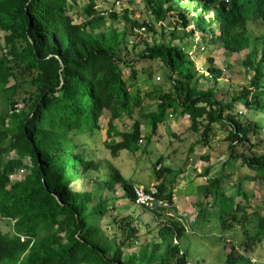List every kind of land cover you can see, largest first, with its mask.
Masks as SVG:
<instances>
[{
    "label": "trees",
    "instance_id": "1",
    "mask_svg": "<svg viewBox=\"0 0 264 264\" xmlns=\"http://www.w3.org/2000/svg\"><path fill=\"white\" fill-rule=\"evenodd\" d=\"M143 1L156 22L182 17L185 28L193 24L188 34L210 33L229 56L250 48L243 59L246 68L253 71L249 86L228 103L218 99L213 89H200L201 76L196 75L195 63L173 44L175 29L166 42L148 44L136 59L122 60L117 50L128 42L127 28L119 31L114 27L119 15L113 11L108 13V25L105 15L96 10L95 0L85 6V22L80 24L75 23L71 13L76 0H0V32L5 33L8 47L6 54H0V217L13 221V235L0 231V264H188L189 253L180 246L187 227L178 219L173 191L162 176L158 177V172V197L167 200L170 208L145 210L169 219L159 229V242L142 246L128 259L124 258V250L138 243V227L125 221L121 224L124 235L118 240L107 236L99 221L110 208H115L114 203L110 206L112 199H120L115 196L117 186L136 205L134 183L111 165L102 182L111 197L100 196L96 202L92 191L77 186L96 163L78 150L75 137L98 131L105 111L110 113L108 136L121 137L116 143L106 141L108 149L113 154L139 150L140 122L135 121L130 131L119 132L116 127L117 120L132 114L130 83L121 64L130 67L133 79L143 60H160L167 69L169 87H161L158 109L147 115L152 134L169 111L173 115L189 114L190 129L203 127L200 143L206 148L212 146L208 143L212 125H229L230 142L226 149L230 156L222 168L228 161H241L255 171L254 180L264 183V153L235 155L240 144L251 142V131L263 129L264 124L255 122L254 127L245 128L234 115L229 114L227 119L225 116L242 99L248 110L264 114V33L254 36L249 28L252 23L264 24V0H230L217 9L213 18L208 13L217 0H187L189 6L180 9L176 5L183 0ZM129 10L121 15L127 24L137 30L156 32L150 21L132 20ZM214 24L219 32L212 29ZM209 61L213 59L209 57ZM208 70L214 80L223 75L216 66ZM22 82L35 90L22 100L23 108L19 110L14 106L19 104L17 95ZM194 147L189 148V153L194 152ZM21 170L26 171L25 176L14 178ZM209 171L207 168L205 174ZM180 172L182 169L177 171ZM223 181L220 177H207V184L200 186L203 198L217 196L221 202L225 194ZM236 190L244 200L253 196L241 183ZM225 199L232 203L230 211L225 208ZM225 199L218 203L214 198L207 205L203 202L199 215L214 216L225 232L232 230L231 221L243 220L245 226L252 214L246 215V208L235 196L226 195ZM209 209L212 212L208 214ZM239 211H243L240 218ZM253 215L257 216V224L254 235L242 241L245 253L231 251L226 257L228 264H246L247 253L264 241V214Z\"/></svg>",
    "mask_w": 264,
    "mask_h": 264
},
{
    "label": "rangeland",
    "instance_id": "2",
    "mask_svg": "<svg viewBox=\"0 0 264 264\" xmlns=\"http://www.w3.org/2000/svg\"><path fill=\"white\" fill-rule=\"evenodd\" d=\"M95 1L97 4L96 10L100 11V14L105 15L108 25L110 23L108 13L113 11L119 15V18L114 23V27L119 31L125 27L127 28L129 33L127 36L128 42L122 44L117 50V55L122 60L130 61L136 59L137 53L140 50H144L148 44L166 42L170 39V31L175 29L177 37L174 40V44L182 49L186 59L195 60L197 71L207 66H216L223 71V75L219 78L217 84L213 78L208 81L201 79L198 85L199 88L207 89L214 87L219 99L224 103H228L233 97L241 96L243 89L249 86V80L253 72L246 69L247 66L243 64V57L249 53L250 48H245L244 51L229 56L226 50L211 41L208 33L206 37L204 35H196L198 33L190 36L187 32L192 28V25L185 29L182 17H168L163 23L156 22L153 15L145 8L143 0H121L119 4L117 3L118 0ZM88 3L89 0H76L74 9L71 12L75 23L80 24L85 22L82 13ZM187 3V0H183L176 7L180 9L186 5L187 8L189 6ZM217 4L219 5V3ZM126 9H130L129 16L132 20H139L140 22L146 20L153 23L156 27V32H149L144 29L142 30V34H140L137 29L132 28V25L127 24L121 16ZM214 11L215 9L212 8L211 12ZM249 28L254 36H260V34L264 33V24L258 22L252 23ZM258 47H260L259 44ZM7 51L5 33L0 32V54H6ZM200 53H202V58L198 57ZM207 55L213 58L212 63L208 62ZM187 66L190 68L189 64ZM136 69L137 77L133 79L130 67L121 64V70L130 83L132 114L117 120L116 127L119 132L130 131L136 124L135 121L140 122V140L142 144L139 143V150L136 152L122 150L117 154H113L108 149L107 145H105L106 141L116 143L121 140V137L115 134L108 136L107 129L110 113L105 111L100 118V129L98 131L96 130L94 133L84 132L75 137L77 143L80 145L78 150L82 151L90 160L96 163L90 169L88 177L78 181L77 186L78 188L92 191L94 201L97 202L100 196H112L109 191L104 190L102 184L103 179L111 171V165L118 169L127 180L144 186H150L154 182H159L158 177L161 178V176L162 180H166L165 182L171 181V179L177 181V184L170 182L169 189L181 185L182 183L179 180H184L187 171L198 172L196 179L199 183L204 182L203 184H207L204 171L210 166L211 174L208 175L209 178H222L224 180L221 186L222 191L226 195L235 196L246 208V215H252L250 216V220L247 217L245 226H243V220L241 222L231 221L232 230L218 235L221 232L220 221L214 216L207 215L204 218L201 217L199 214L200 212L202 214L203 210L201 209L202 211H200V208H203L201 205L203 202L206 205L207 203L214 202V198H217V202L221 203L226 198V195L224 194L221 202H219L220 199L217 196H209L204 199L200 186L197 190L198 194H194V196H190L188 190H185L184 193L182 192L183 190L178 191L177 194L180 199L181 197H188V199L178 202L180 206L177 205V208L181 210L180 214L187 219L189 227L188 230L186 229V235L181 239L180 245L183 250L188 251L189 263L228 264L226 257L229 252L239 249L240 253H245L242 248V241L247 236H253L255 233L257 216L253 215V213L260 212L262 215L264 214V183L259 179L254 180L255 171H252L241 161L236 163L228 161L229 164L225 168H222V162H225L228 156H230L229 151L226 149L230 142L229 126L221 127L219 124H213L211 130H209L208 139V143L212 146L207 148L202 147L204 144L200 143L202 141L201 134L203 127L200 130L190 129L189 115L181 116L174 114L172 117L168 115L166 120L162 124L160 123L156 133L152 134L147 115L157 111L159 94L162 89L167 90L169 87L168 80L165 77L167 69L160 60H143L138 63ZM34 90V86L22 82L17 95L19 104L14 107L22 110L24 104L22 100L29 97ZM240 111L245 114H240ZM235 112L240 117L243 115L241 117L243 119L249 118V120H244L246 124L256 118H260L264 122L262 113L256 112V110L248 111L245 109L243 99L236 104ZM206 122L204 121V123ZM187 124L189 128L186 127ZM250 136L251 142L245 141L243 144H240L235 149V155L243 156V154L264 153V128L251 133ZM192 145L195 146L194 152L189 153V148ZM217 159H221L222 161H216ZM207 160L209 164L206 165L204 163ZM179 169L183 171L178 174L177 171ZM199 170L202 171L199 172ZM25 174L26 171L21 170L14 178H23ZM240 183L246 192L253 196L245 200L240 197L236 190V185ZM116 190L117 194L115 196H119L118 198L120 199H112L113 201L110 203V206L114 203L115 208H110L109 212L100 218L99 223L107 236L110 238L115 237L118 240H121L124 235L121 224L123 225L125 221L133 222V226L138 227V243L133 248L125 247L124 250V258L128 259L133 251H138L142 246H149L151 242H159V229L163 222L169 218L164 214L157 215L156 217L151 212L144 210L143 207L130 202V199L124 194L125 191L120 186H117ZM223 202L225 203V208L230 211L232 209L230 200L225 199ZM189 206H193L192 212H188L192 208ZM198 210L200 211L199 213ZM217 210L219 209L216 208L215 211ZM210 212H212L211 209L207 211L208 214ZM242 213L243 211L237 212V216L240 218ZM199 226L202 227V230ZM0 231L4 234L13 235V221L0 217ZM220 236L227 243L222 241ZM250 252L247 254H255L254 257L257 256V258L263 261L264 241L256 245L254 250ZM250 264H256V262L253 261Z\"/></svg>",
    "mask_w": 264,
    "mask_h": 264
},
{
    "label": "clouds",
    "instance_id": "3",
    "mask_svg": "<svg viewBox=\"0 0 264 264\" xmlns=\"http://www.w3.org/2000/svg\"><path fill=\"white\" fill-rule=\"evenodd\" d=\"M117 2H120V1H117ZM230 2V0H217V1H215L212 5H211V8H210V12L208 13V15H209V17H211V18H213V15H214V12H216L217 11V9L222 5V4H228ZM217 3H219V5L217 4ZM188 4V3H187ZM212 8H214L215 9V11L214 12H211V9ZM189 11H191L190 9H189ZM192 26H193V24H191ZM191 25H189V26H191ZM185 28V27H184ZM187 28V27H186ZM185 28V29H186ZM145 28H141V29H139V30H137L140 34H142V30H144ZM214 31H216V32H219L218 31V29H217V24H214L213 25V28H212ZM196 33H198V34H196ZM196 33H194L193 35H200V36H202V35H204L205 37H206V35H207V33H204V32H196ZM209 34V38L211 39V41H213L215 44H218V43H216V40L215 39H212V36H211V34L210 33H208ZM190 36H192V34H189ZM174 42V41H173ZM174 44V43H173ZM175 45V44H174ZM219 45V44H218ZM177 46V45H176ZM220 46V45H219ZM221 47V46H220ZM221 48H223V47H221ZM181 49V48H180ZM203 49H204V47H203ZM224 49V48H223ZM182 50V49H181ZM224 50H226V49H224ZM244 51V50H243ZM226 52L228 53V51L226 50ZM201 54L202 53H200L199 54V56L198 57H201ZM234 54V53H233ZM210 55H212V54H210ZM210 55H207L206 56V58H207V60H208V62H210L209 61V57H211ZM187 57H188V54H187ZM202 58V57H201ZM212 58V57H211ZM213 59V58H212ZM243 59H244V57H243ZM190 60V59H189ZM194 63H196L195 62V60H192ZM210 63H212V62H210ZM195 67H196V65H195ZM210 66H207L206 68H201V70L199 69L198 71L196 70V68H195V70H193V72L195 71L196 72V75L198 76L199 74H200V76H201V78H200V80L201 79H205V81H208V80H210L211 78H213L212 76H211V74H210V72H209V70H208V68H209ZM246 69H248V68H246ZM248 70H250V71H252V69H248ZM203 71V72H202ZM222 71V70H221ZM253 72V71H252ZM222 73H223V71H222ZM253 75V74H252ZM252 77V76H251ZM250 77V78H251ZM200 80H199V82H200ZM214 80V79H213ZM215 81V83L217 84L218 83V81H219V78L217 79V80H214ZM199 82H198V85H199ZM249 82H250V80H249ZM200 89H202V88H200ZM207 89H213L214 91H215V93L217 94V92H216V90H215V88L214 87H209V88H207ZM204 90H206V89H204ZM244 90V89H243ZM243 92V91H242ZM264 93V92H263ZM240 96V95H239ZM217 97H218V94H217ZM218 99H219V97H218ZM233 99V98H232ZM238 102H236V104H237ZM236 107V106H235ZM244 107H245V109L246 110H248L247 108H246V106H245V104H244ZM248 111H251V110H248ZM255 111V110H254ZM257 112V111H256ZM247 113V112H246ZM229 114H232V115H234V117L238 120V121H240L244 126H245V128H252V127H254L253 125L255 124V122H261V123H263L264 124V122H263V120L262 119H260V118H256V119H254L253 121H251V122H249L248 124H246L245 122H244V120H249V118H247V119H243V118H241L244 114H243V112L242 111H240V114H243L241 117H240V115L239 114H236V112H235V108H233L231 111L230 110H227L226 112H225V116H226V119H227V117L229 116ZM249 114V113H248ZM168 115H170L171 117L173 116V112H170ZM167 115V116H168ZM185 115H189V114H185ZM250 115H252V113H250ZM189 117H190V115H189ZM262 117H263V119H264V114H262ZM251 118H252V116H251ZM166 120V119H165ZM189 121H190V124H191V120H190V118H189ZM219 126H221V127H224V126H222L221 124H219ZM229 125H226V127H228ZM230 129H231V127L229 126V131H230ZM251 133H254V131H251ZM250 133V134H251ZM250 134H249V136H250ZM251 137V136H250ZM247 142V141H246ZM248 143H250V142H248ZM140 144H142V141H140ZM207 178V177H206ZM158 181H157V183L156 182H154V183H152L151 185H155L156 186V188H157V185H158ZM134 184H137V183H134ZM133 184V185H134ZM139 185H141V184H139ZM150 185V186H151ZM142 186H144V185H142ZM150 186H144V187H150ZM157 191H158V189H157ZM139 206V205H138ZM142 207V206H141ZM143 209L145 210V207H143ZM169 209V208H168ZM178 219H179V221L182 223V222H184V223H182L184 226H186L187 227V230L189 229V227H188V222H187V219L185 218V217H182L181 215H179L178 216ZM186 224V225H185ZM222 238V237H221ZM222 241H225L226 243H227V241L226 240H224L223 238H222ZM180 241L177 239V240H175V243H179ZM181 246V245H180ZM237 251H240L239 249H237ZM231 252H229V254H230ZM228 254V253H227ZM246 257L248 258V261L246 262V264H250V263H253V261H255L256 262V264H264V260L262 261L261 259H259V258H257V256L256 257H254V254H247L246 255ZM240 263V262H239ZM188 264H192V263H189L188 262ZM235 264H237V263H235ZM240 264H243V263H240Z\"/></svg>",
    "mask_w": 264,
    "mask_h": 264
},
{
    "label": "crops",
    "instance_id": "4",
    "mask_svg": "<svg viewBox=\"0 0 264 264\" xmlns=\"http://www.w3.org/2000/svg\"><path fill=\"white\" fill-rule=\"evenodd\" d=\"M186 119V118H185ZM187 120V119H186ZM185 121V120H184ZM189 124V123H188ZM187 124V128H189V125ZM190 155H192V154H190ZM219 160H221V159H217L216 161H219ZM212 161V160H211ZM222 161V160H221ZM224 162H222V164H223ZM204 164H209V161L207 160V162L206 163H204ZM201 169V168H200ZM208 169H210V171H211V168H210V166L208 167ZM206 170V169H205ZM183 171V170H182ZM202 170H199V172H201ZM209 171V174L208 175H210L211 174V172ZM205 172V171H204ZM197 175H198V172H195V171H192V172H190V171H187L186 172V176H185V178H184V180H179L182 184L181 185H178V187L177 186H175V187H171V189L170 190H172L173 191V193H174V205L176 206V208H177V205H179V201L180 200H182V201H184V200H186V199H188V197H185V198H183V197H181V199L179 198V195L177 194L178 193V191L180 192V191H182L183 193H184V191L185 190H188L189 192H190V196H194V194H198L197 193V190H198V187L199 186H202V185H205V184H203L204 182H201V183H199V181L196 179V177H197ZM208 175H206V174H204V176L206 177H208L209 178V176ZM170 182H172V184H177V181H174V180H172L171 179V181H168V182H166L167 184H168V186H169V184H170ZM157 183V182H156ZM185 184V186H184V184ZM183 185V186H182ZM181 201V202H182ZM236 201H238V199H236ZM177 202V203H176ZM191 205V204H190ZM180 206V205H179ZM189 207H192V208H190L189 210H188V212H192L193 211V206H189ZM181 210H179L178 208H177V215L179 216V215H181L182 216V214H180L181 212H180ZM187 212V213H188ZM183 217V216H182ZM200 227V229L202 230V227L201 226H199ZM222 232H225V231H221L218 235H221V233ZM186 235V234H185ZM220 238H221V236H220Z\"/></svg>",
    "mask_w": 264,
    "mask_h": 264
},
{
    "label": "built area",
    "instance_id": "5",
    "mask_svg": "<svg viewBox=\"0 0 264 264\" xmlns=\"http://www.w3.org/2000/svg\"><path fill=\"white\" fill-rule=\"evenodd\" d=\"M117 3L119 4V2ZM133 191L135 193L136 205L145 207L149 210L170 208V204L167 200L158 197V191L155 185L144 187L139 184H134Z\"/></svg>",
    "mask_w": 264,
    "mask_h": 264
}]
</instances>
